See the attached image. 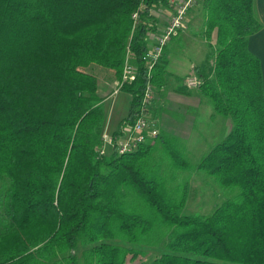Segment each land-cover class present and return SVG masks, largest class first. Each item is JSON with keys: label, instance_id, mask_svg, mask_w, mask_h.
I'll use <instances>...</instances> for the list:
<instances>
[{"label": "trees", "instance_id": "trees-1", "mask_svg": "<svg viewBox=\"0 0 264 264\" xmlns=\"http://www.w3.org/2000/svg\"><path fill=\"white\" fill-rule=\"evenodd\" d=\"M201 1L214 63L211 79L194 73L229 123L195 169L228 194L206 216L184 213L187 185L169 188L149 143L121 156L97 151L106 117L88 70H112L119 82L128 57L137 70L119 89L131 102L116 140L136 119L152 9L167 1L0 0V264H79V245L91 246L86 264H126L145 244L163 251L150 264H264L263 75L247 49L262 26L254 0ZM165 57L152 70L156 89Z\"/></svg>", "mask_w": 264, "mask_h": 264}, {"label": "rangeland", "instance_id": "rangeland-1", "mask_svg": "<svg viewBox=\"0 0 264 264\" xmlns=\"http://www.w3.org/2000/svg\"><path fill=\"white\" fill-rule=\"evenodd\" d=\"M201 3V0L197 1L190 9L187 16L188 28L184 33L176 37L175 44L177 47L180 46L187 51L186 58L190 64L197 65L196 67L199 68L201 76L211 79L214 62L213 58L210 57V53L215 45L213 40L208 41L203 36L205 29L203 27L204 15ZM184 38L185 40H183ZM168 46L169 43L167 48ZM192 73H194V70ZM194 75L196 74L194 73ZM198 89L193 90L196 93L193 94L194 97L191 102L197 107L186 113V116L172 114L171 122L178 121L179 125L177 123L171 124L169 129L161 131V139L149 143L151 147L147 152L150 164L159 168L169 188L179 187L181 189L185 184L187 185V187L185 186L187 189V200L184 213L206 216L212 213L228 197V194L216 184L213 178L205 173L197 172L195 169L200 160L216 144L222 141L227 133L229 123L225 118L217 121L210 119V114L214 113L213 108L210 101L202 96ZM157 127L160 135V128L158 125ZM105 132L113 133L106 126L103 130V133ZM171 155H176L181 162H186L188 169L185 170L179 168L175 163L173 164ZM110 243L121 247L128 246L127 243L116 240ZM146 245L143 247L132 246L135 250L143 249L144 253L136 258H132L130 255L127 256L126 264H150L163 252L161 247ZM90 247L81 245L77 247L76 254L79 264H86L87 259L83 256V251ZM67 254L59 255L53 262L62 263V258L67 256Z\"/></svg>", "mask_w": 264, "mask_h": 264}, {"label": "crops", "instance_id": "crops-1", "mask_svg": "<svg viewBox=\"0 0 264 264\" xmlns=\"http://www.w3.org/2000/svg\"><path fill=\"white\" fill-rule=\"evenodd\" d=\"M254 11L262 28L257 34L249 37L247 49L260 60L264 91V0H254ZM152 14L155 16L156 26L154 31L146 36L147 48L154 44L156 34L164 26L171 12L168 8L156 6L152 9ZM176 39L174 38L169 42L165 57L167 64L163 84L156 89L157 99L151 108V117L155 120L156 125L159 126L160 133L169 129L171 124L177 123L179 125L178 121L171 122L172 114L186 116V113L197 107V105L191 103L194 97L193 94L196 91L187 88L185 85L186 78L196 76L192 72L197 65L189 63L186 58L187 51L180 46H176ZM88 72L95 76L97 94L103 99L106 117L105 126L114 132L117 130L121 120L127 116L131 97L119 90L118 80L114 71L94 66L89 68ZM210 117L212 121L223 118L215 113H211Z\"/></svg>", "mask_w": 264, "mask_h": 264}, {"label": "built area", "instance_id": "built-area-1", "mask_svg": "<svg viewBox=\"0 0 264 264\" xmlns=\"http://www.w3.org/2000/svg\"><path fill=\"white\" fill-rule=\"evenodd\" d=\"M167 7L171 12L164 26L156 34L154 44L147 49L143 60L146 67V79L148 80L143 91V95L138 107L136 119L126 135L114 140L112 134L103 133L101 136V147L97 150L99 156H105L108 152H113L118 156L136 152L140 147L152 143L159 136V129L155 120L151 117V108L157 99L155 86L151 83L152 70L159 61L166 56L167 45L173 39L184 33L187 28V16L190 9L199 0H166ZM134 24L139 23V13L132 15ZM131 57L123 67L121 80L118 87L130 84L136 80L137 70L130 64ZM198 76L186 78L185 85L189 89H198L200 86Z\"/></svg>", "mask_w": 264, "mask_h": 264}]
</instances>
